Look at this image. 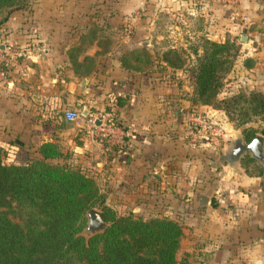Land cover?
Listing matches in <instances>:
<instances>
[{"label":"crops","instance_id":"0c3cea01","mask_svg":"<svg viewBox=\"0 0 264 264\" xmlns=\"http://www.w3.org/2000/svg\"><path fill=\"white\" fill-rule=\"evenodd\" d=\"M39 4L55 7L54 15L11 16L7 25L11 23L16 29V23L28 24V29L0 32V61L3 58L10 63L8 72L4 69L10 75L0 76V124L6 121L8 130L2 131L7 137L0 134V140L19 141L28 150L24 142L30 137V130L21 128L18 120L21 117L24 120L31 104L47 108L48 103L59 97L72 103L69 93L76 88L74 80L78 76L80 88L96 89L93 102L111 95L103 101L111 105L122 124L119 139L125 143L124 147L116 149L117 153L112 149L103 157L109 170L108 183L118 197L150 199L158 192L155 189L160 172L158 159L160 149H164L159 142V88L168 81L160 79L159 71L160 67L168 68L158 64L154 55L174 47L178 38L176 31L158 29L163 23L161 18L185 10L187 28L183 40L188 44L202 37L233 41L238 54L231 71L236 69L234 72L245 80L246 86L264 90V0H39ZM112 7L118 8V14H112ZM83 8L86 15L81 13ZM91 8L101 11V18L95 20L96 15L89 13ZM100 19L124 26L118 45L113 46L112 37L104 31L88 41V25ZM32 23L54 26L45 25L40 32H33ZM242 27L246 28L245 41H240ZM104 39L107 42L103 43ZM71 47L79 48L76 56ZM141 47L151 56L148 67L134 70L121 64V54H130ZM7 53L9 56H4ZM14 55L23 57L18 60ZM84 56L92 58V66L88 73L78 75L73 66ZM246 57L251 59L249 66L242 64ZM33 79L37 80L35 84L31 83ZM99 95L101 98L97 99ZM116 96L120 103L116 102ZM18 104H23V109H18ZM231 124V130L221 134L223 145L228 143L229 136L232 140L236 134V127ZM30 127L41 129L40 125ZM47 134L61 135V129L54 123L42 125L41 132L33 134L41 136L34 138L35 142L47 139ZM88 141V147L98 148L96 140ZM83 145L81 142L75 147L80 151ZM240 158L234 168L228 165L230 170L220 176V185L210 186L204 176L200 188L189 192L188 212L180 223L183 234L188 231L187 250L192 252V264H264V176L246 172ZM198 193L210 198L207 205H198Z\"/></svg>","mask_w":264,"mask_h":264},{"label":"trees","instance_id":"16d2710c","mask_svg":"<svg viewBox=\"0 0 264 264\" xmlns=\"http://www.w3.org/2000/svg\"><path fill=\"white\" fill-rule=\"evenodd\" d=\"M20 2L0 0V13H4L0 24L7 20L11 10L20 7ZM90 25L89 42L102 32L97 24ZM233 44L230 40L205 37L190 43L186 53L193 58L188 68L193 81L191 102L221 109L234 127L246 121L260 122L259 128L243 129L242 136L249 140L256 132L260 133L264 152V90L246 86L217 97L223 73L232 68L238 54ZM73 50L76 56L79 48ZM230 50L234 53L230 54ZM183 54L179 48L167 47L154 58L158 64L161 61L179 68L185 62ZM119 59L122 65L134 70L145 69L152 62L143 47L121 54ZM91 60L84 56L74 64V71L79 75L88 73ZM251 63L250 58L242 60L244 66ZM115 100L120 103L119 96ZM36 151L39 156H32L19 141L0 140V264H189L176 258L183 233L178 219L159 214L142 218L130 212L117 213L104 203L87 169L65 161H49L64 155L55 141H40ZM243 161L258 167L256 173L264 176L262 164L249 154H244L240 162L250 173ZM13 203L30 207L23 224L7 215ZM91 207L100 210L107 224L85 236L81 230L85 226V212Z\"/></svg>","mask_w":264,"mask_h":264},{"label":"rangeland","instance_id":"374dc122","mask_svg":"<svg viewBox=\"0 0 264 264\" xmlns=\"http://www.w3.org/2000/svg\"><path fill=\"white\" fill-rule=\"evenodd\" d=\"M117 9L118 8L112 7L110 11H114L112 14H118ZM93 10L94 8H91L92 12L89 13L96 15L95 20L101 18V11L97 12ZM54 11L55 7H44L39 4V0H21L20 7L11 10L8 13L7 19L11 16L14 18H22V16H32L36 18V16L44 14L54 15ZM81 11V13L86 15L85 9ZM178 11L179 13L161 18L163 23L158 28L162 31L168 29L177 32L178 38L175 40L174 48H179L184 51L183 57L185 62L179 68L167 66L168 69L164 68L161 70L160 67L159 71L160 79H167L168 81L161 83L159 88V142L160 147L162 146L164 149H160L159 153L158 160L160 163V172L157 175L158 187L155 189L158 190V192L156 196L150 199L143 197L137 198L134 196L123 198L120 196L118 197L119 194L110 187L111 185L108 183L107 179V172L109 170L105 166V162H103V157L107 155L110 150V152H112V149L114 153H117L118 150L116 149L124 147L125 143L119 139V131L122 129V124L119 122L118 115L112 110L111 105L103 101L104 99H109L111 95L103 96L101 102H93L92 100L95 99V94L93 93H96V89L87 90L85 88H80L78 76L77 79L74 80L76 84L74 91L71 93L66 91V94H72V99L70 97L72 103H66L65 98L59 97L55 102L54 100L51 101L50 105L48 103L47 108L42 104H31L28 108V115L24 116V120L21 117L18 121L21 128L26 129L27 132L30 130V137L22 136V138L26 139L27 137L28 140L24 143L28 148L29 155L32 156H39V153L36 151L38 143L35 142L34 138H41V136H33V134L41 132L42 125H46L47 127L54 123L59 127L61 129V135L47 134L45 136L48 137L47 139L55 141L61 147L64 155L62 158H52L49 159V161H65L66 163H71L80 168L87 169L88 172L92 173V177L104 197V203L117 213L130 212L142 218H147L154 214L167 215L178 219L179 222H183V214L188 212V200L186 199L189 196V192H193L194 189L197 190L200 188V182L204 176L208 178L210 186L213 185L214 187L216 184L217 186L220 185V176H223L226 171L229 172L230 170L227 162L221 161L220 163L218 157L220 154L229 150L231 138L229 136V139H227L228 143L223 145L224 137L221 134L231 130L229 124L232 122L230 123L228 121L227 116L221 109L215 108L212 105L191 102L193 81L188 68L191 62L190 59L193 58L192 55L187 54L189 53L188 49L190 44L183 40L184 32L187 28L184 22L186 20V13L183 9ZM130 13H134L133 10H131ZM2 14L4 13H0V17L3 16ZM27 20L28 19L25 21ZM106 21L107 20H98V23H95L98 24L96 27L99 26L102 32L104 31L112 37L113 41H111V44L113 46L118 45V42H121L119 36L124 31V26L122 24L107 23L108 21ZM6 22L7 20L0 24V32L8 33L16 29L23 31L27 30L29 26L28 24L16 23L18 26L15 29V26L11 23L7 25ZM5 24L7 25L6 27H4ZM45 25L50 28L54 26L53 23H34L33 29L35 30H33V32L36 30L40 32ZM174 25L177 26L174 27ZM91 26L92 25H90V27ZM233 48L236 49L235 44H233ZM231 53H234L233 50H230V54ZM4 56H9V53L4 54ZM14 56L18 57V60L23 57L22 55ZM228 58H231V56H228ZM159 63L164 64L161 61H159ZM9 64L10 63L3 58L0 61V70L3 71L4 76L10 75L7 73L8 69H10ZM4 69H7V72H4ZM231 69L232 68L223 73L222 85L217 93L218 98L233 92V90L246 89L245 80L243 78H238L236 72H234L236 69H233L234 71H231ZM15 73H17V71H15ZM36 82L37 80L35 79L31 81L32 84ZM100 98L101 95H99L97 99ZM66 108H74L78 112L77 117L71 121L65 120L64 110ZM18 109H23V104H18ZM83 109H86V114H82ZM104 112L108 113V118L103 119L99 125L91 124L90 118L92 116L101 118V114ZM198 116H206L212 122L217 132L212 133L211 129L204 128L193 119ZM6 124V121L0 124L3 126L0 128V134L4 136L2 138L7 137L2 135V131H8L6 130ZM33 125H40V131L30 127ZM260 125L261 123L258 121H246L234 129L236 134H240L243 139V129L259 128ZM90 138L97 141L98 148H96V150L88 147V140H90ZM81 142L84 145L82 150L79 151L76 149L75 144H80ZM245 154L249 153L245 152ZM240 163L242 165V162ZM243 163L250 173H256L258 167L245 161H243ZM223 167H225V170ZM242 167L244 166L242 165ZM115 173H118V168H116ZM29 211L30 207L13 203L11 208L8 209L7 215L13 221L23 224V220ZM187 233L188 231L184 232V234L182 233L180 237L176 258L180 261L185 260L191 263L194 260H192V252L187 250V248H189L187 247ZM81 234L85 235V226L81 230Z\"/></svg>","mask_w":264,"mask_h":264},{"label":"water","instance_id":"95a60500","mask_svg":"<svg viewBox=\"0 0 264 264\" xmlns=\"http://www.w3.org/2000/svg\"><path fill=\"white\" fill-rule=\"evenodd\" d=\"M246 28L242 27L240 30V41H245ZM86 109L82 110V114H86ZM245 152L260 162L264 167V152H263V136L259 133L252 136L249 140H243L240 134H235L231 140L229 150L220 154L218 161L227 162L229 166L234 168L235 163L239 160L240 156ZM210 198L204 193L197 194V203L199 206L208 204ZM86 225L85 236L94 234L102 230L106 226V222L102 219L100 210L91 207L85 212Z\"/></svg>","mask_w":264,"mask_h":264},{"label":"built area","instance_id":"2783aa9c","mask_svg":"<svg viewBox=\"0 0 264 264\" xmlns=\"http://www.w3.org/2000/svg\"><path fill=\"white\" fill-rule=\"evenodd\" d=\"M3 75V71L0 70V76ZM78 115V112L74 109V108H66L64 110V119L67 121H71L73 119H75ZM108 118V113L104 112L103 114H101V118H97L96 116H92L90 118V122L93 125L97 124V121L102 122L103 119ZM195 119V121H197L201 126H203L204 128H208L211 129L212 133L217 132L214 128V126L212 125V122L206 117V116H198Z\"/></svg>","mask_w":264,"mask_h":264}]
</instances>
